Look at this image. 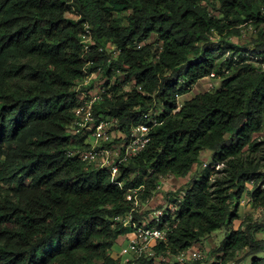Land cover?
I'll use <instances>...</instances> for the list:
<instances>
[{
    "label": "trees",
    "instance_id": "1",
    "mask_svg": "<svg viewBox=\"0 0 264 264\" xmlns=\"http://www.w3.org/2000/svg\"><path fill=\"white\" fill-rule=\"evenodd\" d=\"M245 25L256 38L241 45ZM263 26L264 0H0V264H121L111 250L132 231L129 191L143 187L142 208L168 177L180 181L157 254L180 255L227 228L217 264H264ZM87 69L110 88L97 119L125 136L150 112L159 123L116 180L69 154L87 147L70 132ZM212 75L219 88L179 105ZM205 154L211 169L197 179ZM246 195L261 218L236 228Z\"/></svg>",
    "mask_w": 264,
    "mask_h": 264
},
{
    "label": "built area",
    "instance_id": "2",
    "mask_svg": "<svg viewBox=\"0 0 264 264\" xmlns=\"http://www.w3.org/2000/svg\"><path fill=\"white\" fill-rule=\"evenodd\" d=\"M84 30L81 42L82 47L85 53H90L94 46L90 26L86 25ZM109 49L114 57L118 55L116 47H110ZM98 50L101 53L104 52L103 48ZM90 64L89 62L88 66ZM100 73H102L101 70L96 73L90 72L88 69L85 71V79L79 87L80 98L79 105L75 110V121L70 130L74 135H84V144L88 148L72 150L69 154L70 156L78 155L83 161L98 165L99 169L108 171L112 179L116 180L120 174L121 167L146 150L151 140L152 128L159 123L156 114L150 112L146 117L151 118L149 123H152V126L149 123L133 125L128 136H125L120 132L117 122L113 119H97L94 116V106L109 89L98 83ZM211 77L214 78L215 75ZM93 80L97 82L95 86L89 88ZM129 87L127 85L124 88L128 90ZM82 88H87V90H82ZM96 88H100L99 93H96ZM115 132L122 137V143L117 146H109ZM207 166L205 163L204 167ZM142 191L143 187H140L128 193L127 199L133 202V212L138 211L141 207L140 193ZM133 212L126 219L127 227L132 229V237L128 239L127 244L122 247L120 253L115 257V259L120 260L121 264H136V261H140L145 257L151 261L149 264L170 263L172 261L177 264H190L191 262L204 259L205 255L197 248L190 249L177 256H173L170 252L161 255L157 254L154 248L167 240V232L155 225V222L160 224L165 219L164 212L157 211L151 219L152 222H146L141 226L134 222Z\"/></svg>",
    "mask_w": 264,
    "mask_h": 264
},
{
    "label": "rangeland",
    "instance_id": "3",
    "mask_svg": "<svg viewBox=\"0 0 264 264\" xmlns=\"http://www.w3.org/2000/svg\"><path fill=\"white\" fill-rule=\"evenodd\" d=\"M262 29L264 31V26L262 27ZM241 31H242V36L240 38H236V39L234 38V41H239V43L241 45L244 43H249L256 38V32L250 25L243 26ZM220 55H222V54H220ZM253 64H254L255 68H258L261 66V63L258 62L257 58H255V57L253 58ZM262 68H264V64L262 65ZM221 83H222V80H218V79L212 78V77L201 81L197 86L193 87L188 92V95L178 98L179 105L181 106L186 100L192 99L193 97H195L198 94L208 92V91H214L215 89H217L221 86ZM112 85H114V84H112ZM79 87H80V85L77 88L78 92H79ZM99 92H100V88H96V93H99ZM154 113H156V112H154ZM78 136H79L78 141L79 140L81 141L83 139L85 140L84 135H78ZM120 143H122V137L119 135V133L115 132V135H114L109 146H111V145L117 146ZM86 148H88V147H86ZM208 156L209 155L205 154L203 156V158L201 159V165L199 167L195 168L198 172V175L195 178L201 179L203 176H206L208 174V169L209 170L211 169L210 168V160L211 159L208 158ZM203 162H204V164L206 163L208 165L207 168H205L202 165ZM96 168L99 169V166L96 165ZM170 179L171 178H169V177L165 178L162 180V182L165 181V185H167V183L170 182ZM178 186H179V184H176L174 182V180L171 179L170 185L166 189L163 187L165 190L163 188L161 189V187H159L157 192L161 191V193L160 194L155 193L153 199H151L142 208H140L141 210L140 209L138 210L139 212L142 211L144 213H147L145 216L146 222H152L151 219H152L154 213H156L157 211H163L164 215L166 216L167 212L165 210H167L168 208L173 210L172 204L168 201V194H169V191H173V189L177 190ZM249 186H251V185H249ZM249 199H250L249 195H246V196H244V198L241 202V206H240L241 219H239L235 222L236 228L240 227L241 223L244 220H246L247 218L254 217V218H256V220L261 218L260 211H257L255 209H253V207H251V205L249 203ZM155 225L157 226L158 223L155 222ZM229 234H230L229 230L227 228H224L223 230L214 233L213 236L206 238L201 244H198L197 246H195L194 248H197L200 251H202L205 256H204V259L199 260V261H195V262H191L190 264H217V263H219V258H218V253H217L218 249L221 245V242H224V240L229 237ZM125 242H126V239L120 238L116 244L119 246H122L125 244ZM171 263H173V261L170 263H162V264H171Z\"/></svg>",
    "mask_w": 264,
    "mask_h": 264
},
{
    "label": "crops",
    "instance_id": "4",
    "mask_svg": "<svg viewBox=\"0 0 264 264\" xmlns=\"http://www.w3.org/2000/svg\"><path fill=\"white\" fill-rule=\"evenodd\" d=\"M96 80H93L92 81V83H91V86L89 87V88H92L93 86H95V84H96ZM82 90H87V88H82ZM80 98V97H79ZM169 178H171V179H173L174 180V182L176 183V184H179V179H175L174 177H169ZM171 179H170V182H171ZM168 181V180H167ZM166 181V182H167ZM170 182L169 183H167V185H165V181H163V183L161 184V186H159V187H161V189L164 187L165 189L170 185ZM163 188V189H164ZM164 189V190H165ZM157 193H161V191L160 192H157ZM153 199V198H152ZM132 231L130 232V231H128V233L126 234V235H124V236H122V237H120V238H123V239H126V242H125V244L124 245H122V246H119V245H117V244H115L114 246H113V248H112V250H111V256L114 258V257H116V255H118L119 253H120V251H121V248L123 247V246H125L126 244H127V242H128V239L129 238H131L132 237ZM119 238V239H120ZM118 239V240H119ZM118 240H117V242H118Z\"/></svg>",
    "mask_w": 264,
    "mask_h": 264
}]
</instances>
